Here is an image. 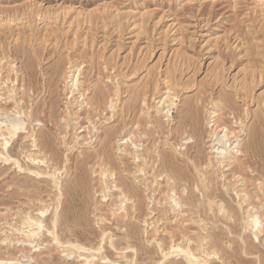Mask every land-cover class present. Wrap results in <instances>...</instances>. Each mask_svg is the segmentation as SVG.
Returning a JSON list of instances; mask_svg holds the SVG:
<instances>
[{"label": "rangeland", "instance_id": "1", "mask_svg": "<svg viewBox=\"0 0 264 264\" xmlns=\"http://www.w3.org/2000/svg\"><path fill=\"white\" fill-rule=\"evenodd\" d=\"M0 121L1 263L264 264V0H0Z\"/></svg>", "mask_w": 264, "mask_h": 264}, {"label": "bare ground", "instance_id": "2", "mask_svg": "<svg viewBox=\"0 0 264 264\" xmlns=\"http://www.w3.org/2000/svg\"><path fill=\"white\" fill-rule=\"evenodd\" d=\"M77 83V80L74 81V86L76 85ZM171 93L168 92V97L162 102V104H165L166 102H169L171 101V97H170ZM169 99V101L167 100ZM171 103H169V105L167 106L169 109L167 110V113L170 112V105ZM216 114V113H215ZM4 124V122L0 121V138L2 137L3 140H4V144H3V147L6 148L7 145L9 144V141L7 140V138H5L4 136L5 133L8 134V136L10 138L14 137L19 130H22L23 129V126L19 123H11L7 126L6 130H4V128L2 127ZM225 135L227 136V130L225 131ZM222 210H225L224 207H222ZM42 215L44 214V212H41ZM250 225L252 227V230L254 231V234H255V237L257 239H259V234L261 235L264 231L263 229V225H262V220H261V216L260 215H250ZM22 226L24 228H27L28 231H25V229H18L23 235H25L28 239H31L34 235H35V231L33 230L34 227H37V228H41L42 227V222L41 221H37V220H34L32 219L31 217H26L22 223ZM57 239V238H56ZM174 249V248H173ZM179 250V248H178ZM217 255V253H215ZM190 258H195L192 254L190 255ZM0 264H4V263H1ZM87 264H92V261H89L87 262Z\"/></svg>", "mask_w": 264, "mask_h": 264}]
</instances>
